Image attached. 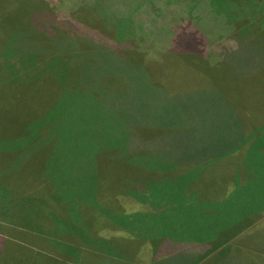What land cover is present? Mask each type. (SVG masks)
Here are the masks:
<instances>
[{
    "label": "trees",
    "instance_id": "trees-1",
    "mask_svg": "<svg viewBox=\"0 0 264 264\" xmlns=\"http://www.w3.org/2000/svg\"><path fill=\"white\" fill-rule=\"evenodd\" d=\"M67 31V39L81 53L89 50L91 55V49L100 47L90 48L88 37L80 47L83 35L74 34L76 29ZM117 34L125 37L130 33ZM193 38L180 36L159 58L145 59L128 45L121 49L119 38L113 36V72L125 67L133 74L126 73L125 81H116L121 94L113 97V84L106 78L96 84L102 96L96 94L94 101L88 102L89 93L82 94L86 89L82 81L67 89L70 93L78 89L74 97L86 100L73 104L68 98V109L90 107L91 112L96 108V116L105 112L108 118L100 125L113 120V134L102 132V136H110V146L102 145L101 136L92 134H75L77 144L69 148L54 133L50 139L46 135L32 137L51 148L40 167L55 173L49 175L55 184L50 186L53 194L64 199V204L71 202L72 207H68L81 213V209H90L89 213L99 214L103 221L107 220L103 216H113L111 240L115 251L150 264H157L158 257L160 264L203 259L207 252L197 250L194 240L201 243L208 238L216 249L223 243V235L236 236L251 225L248 233L264 214L254 216L260 202L239 197L253 193L255 185L264 179V170L252 167L259 155L249 149L264 125L260 68L258 76L252 77L219 65L222 61L211 64L200 55ZM119 51L118 59L114 56ZM88 58L81 67L90 71ZM79 74L81 78L84 75ZM39 89L49 100L38 107L57 110L59 88ZM91 142L96 145L93 150ZM7 149L20 154L30 148ZM56 158L65 166L60 171L56 168L59 172L54 170ZM24 185L20 186L26 190ZM244 258L256 263L250 251Z\"/></svg>",
    "mask_w": 264,
    "mask_h": 264
},
{
    "label": "rangeland",
    "instance_id": "rangeland-1",
    "mask_svg": "<svg viewBox=\"0 0 264 264\" xmlns=\"http://www.w3.org/2000/svg\"><path fill=\"white\" fill-rule=\"evenodd\" d=\"M68 28L76 29L74 34L83 35L78 42L80 47L86 37L90 48L100 47L91 49L94 51L91 55L89 50L81 53L67 39ZM117 32L130 34L122 37ZM113 36L119 38L121 49L126 50L128 45L138 55H145V59L159 58L180 36L189 40L194 37L200 55L207 62L222 61L219 65L226 64L237 69L240 75L250 73L252 77L258 76L260 68L259 82L264 85V0H0V143L4 144L0 152V229H7L2 224L4 217L15 215L19 211L18 203H22L20 209L28 210L30 199L34 200L35 195L50 194L48 190L52 187H38L36 183L47 179L40 165L51 148L32 137L54 133L69 147L77 144L75 134H92L95 138L101 136L102 145L110 146V136H102V132L113 134L115 126L113 120L106 123L108 127L104 123L100 125L108 118L105 112L101 116L98 112L96 116V108L91 112L90 107L83 111L74 106L68 109L66 103L68 98L73 104L86 102L83 97H74L78 89L67 91L80 81L86 88L82 94H90L86 97L88 102L96 100V94L102 96L96 84L105 78L113 84V97L121 94L116 81H125L127 74H133L124 70L125 67L113 72V62H116ZM120 53L114 57L119 59ZM86 57L91 59L90 71L93 72L81 67ZM252 59L257 61L251 63ZM79 73H84L82 78ZM135 77L140 78V75L135 74ZM56 87L60 107L57 110L38 107L40 102L49 100L41 96L39 88ZM263 102L264 99L260 103ZM7 145H14L8 147L11 149H30L18 154L16 150L7 149ZM95 146V142H91L90 149ZM60 164L59 159L54 163L55 172L65 168ZM34 178L36 182H31ZM68 206L72 207V203L64 204L66 212L78 214V210ZM81 210V215L71 220L82 223L83 231L78 233L83 241L85 228L91 224L93 216H89L90 209ZM83 215L87 217L82 218ZM85 244L94 245L89 240ZM207 264L210 263L207 261Z\"/></svg>",
    "mask_w": 264,
    "mask_h": 264
},
{
    "label": "crops",
    "instance_id": "crops-1",
    "mask_svg": "<svg viewBox=\"0 0 264 264\" xmlns=\"http://www.w3.org/2000/svg\"><path fill=\"white\" fill-rule=\"evenodd\" d=\"M258 134V139L249 149L253 151V155L256 153L259 155L253 161V169L264 170V125L260 127ZM46 137L50 139L53 135L49 132L46 133ZM2 145L4 146L0 143V149ZM14 145H7L6 148ZM6 148H3V152ZM45 175L47 179H39L36 184L46 186V189H48L47 186H55L49 177V175L53 177L52 173L45 170ZM31 182H36V179L34 178ZM255 186L253 193L239 194V197L261 203L258 206L259 209L254 211L256 217L264 211L262 210L264 179H261ZM48 191L50 194L45 195L34 196L30 193V196H34L35 199H30L32 203L28 210L20 209L22 203H18L19 211L15 215L8 214L4 217L7 221L3 220L2 224L7 229H0V264H150L142 258H138L142 261L134 260L131 255H123L115 251L117 248L111 240L113 216L110 214L103 216L107 220L97 223L95 219L102 217L96 213H89V216H93V221L85 228V240L79 239L78 232L83 231L82 223L71 219L80 216L81 212L78 214L66 212L63 209L65 200L56 194L50 198L49 196L53 194L52 188ZM23 198L25 200L24 195ZM84 217L87 216L83 215L82 218ZM246 227L249 228H245L236 236L235 234L223 235V243L219 246L222 249H218L219 247L215 249L208 238L203 239L201 243L194 240L193 244L197 246L196 249L206 251L207 255L203 259L186 264H207V261L210 264H264V214L254 222L252 227L254 231L251 232V229L247 233L246 230H249L251 225ZM87 240L93 241L94 245L87 246L85 244ZM234 240L239 244L233 243ZM208 251L211 252L208 253ZM247 251L252 252L256 263L246 261L244 257ZM212 257L214 258L211 259ZM236 257L238 259L235 260ZM157 260V264L162 261L160 257Z\"/></svg>",
    "mask_w": 264,
    "mask_h": 264
}]
</instances>
